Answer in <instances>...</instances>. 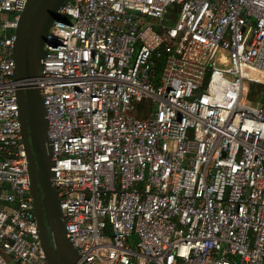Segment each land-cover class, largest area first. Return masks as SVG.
<instances>
[{
	"label": "built area",
	"instance_id": "obj_1",
	"mask_svg": "<svg viewBox=\"0 0 264 264\" xmlns=\"http://www.w3.org/2000/svg\"><path fill=\"white\" fill-rule=\"evenodd\" d=\"M26 1L0 0V264H47L21 84L81 261L264 264V0H68L39 76L16 81Z\"/></svg>",
	"mask_w": 264,
	"mask_h": 264
},
{
	"label": "water",
	"instance_id": "obj_2",
	"mask_svg": "<svg viewBox=\"0 0 264 264\" xmlns=\"http://www.w3.org/2000/svg\"><path fill=\"white\" fill-rule=\"evenodd\" d=\"M68 0H27L20 12L12 50L13 79L39 76L45 43L54 20ZM21 139L25 149L33 212L40 245L47 264H86L66 235L57 190L51 180L52 147L47 136V119L40 89L21 84L16 88Z\"/></svg>",
	"mask_w": 264,
	"mask_h": 264
},
{
	"label": "rangeland",
	"instance_id": "obj_3",
	"mask_svg": "<svg viewBox=\"0 0 264 264\" xmlns=\"http://www.w3.org/2000/svg\"><path fill=\"white\" fill-rule=\"evenodd\" d=\"M244 102L245 103H248V104H251L253 106H258V102L257 101L250 100V97L249 96L244 97ZM155 108H156V103H152L151 109L152 110H155ZM133 244H134V242L131 241V245H133ZM11 264H13V263H11ZM15 264H23V263H15Z\"/></svg>",
	"mask_w": 264,
	"mask_h": 264
}]
</instances>
